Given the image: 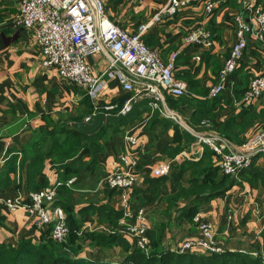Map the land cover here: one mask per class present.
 <instances>
[{
	"label": "crops",
	"instance_id": "crops-1",
	"mask_svg": "<svg viewBox=\"0 0 264 264\" xmlns=\"http://www.w3.org/2000/svg\"><path fill=\"white\" fill-rule=\"evenodd\" d=\"M206 1H192L171 14L166 9L169 0H104L109 18L129 32L136 31L142 23L153 21L143 36L145 42L155 48L165 61L173 53H178L175 76L185 81L187 94L201 99L208 98L209 89L237 40L238 28L234 19L244 10L243 0H224L208 13L205 10ZM259 1L264 5V0ZM18 9L19 0H0V244L16 247L25 238L37 243L48 236L46 228L38 229L25 209L11 210L4 204L7 198L25 193L23 190L29 185L28 165H21L23 148L27 143L37 132L51 128L56 121L70 119L74 120L71 124L85 122L94 112L95 105L119 104L126 93L132 92L131 96H135L132 110L136 105L141 116L126 127L138 138L135 149L139 160V181L131 191V202L133 208H145L148 230L158 224L165 225L162 245L165 249L178 251L183 241L200 234L195 216L193 220L180 216L183 207L198 203V212L214 226L224 251H237L253 256L263 252L264 158L257 157L252 167L242 169L238 177L230 176L235 184L224 193L212 198H207L208 193L180 198L171 208L169 200L178 192V183H175L172 172L179 171V166L184 161L200 160L208 146H203L202 149L195 144L194 139L188 147L171 155V148L182 145L178 141L179 129L172 118L154 111L148 104V97L124 90L116 75H107L105 72L109 69V59L103 53H94L87 57L92 72L102 75L105 83L96 101L83 88L62 79L56 68L43 67L41 49L34 34L16 22ZM156 16L158 19H155ZM199 25L211 31L214 40L212 45H192L184 42L187 32ZM259 74H264V43L249 35L244 56L223 92L229 102L214 107L216 119L226 121L252 105H257V111H260L262 107L259 100L264 93L250 105L243 106L235 102V95L238 94L235 90L242 93L251 79ZM176 98L178 97L165 93L166 106L178 115L181 122L196 133L218 132L212 128L209 119H203L201 123L193 120L192 106L181 112L180 108L170 105L169 102ZM163 106L165 108L164 104ZM190 119L194 125L189 124ZM204 120H209L210 123L202 124ZM240 121L238 120L237 130ZM180 129L186 128L181 126ZM259 130H264L262 119L248 127L243 134H238L239 140L227 138L238 145L241 139L246 140ZM123 145L124 134L106 142V151L98 155L99 166L103 172L97 182L93 181V185H87L85 180L81 181L74 176L76 179L72 185L74 191L71 196L76 213L83 222L80 235L93 230L106 233L116 231L114 229L117 224H111L108 219L111 215L106 214V208L120 210L119 194L106 186H100V181L112 170ZM184 152L187 155H183ZM16 154L17 165L9 172L10 180L7 182L5 169ZM89 158L90 156H86L85 160ZM212 159L218 166V156L215 153ZM162 161L171 163L170 171L163 176H154L151 173L153 166ZM189 175L187 172L183 176L185 187L190 183ZM59 178V166L53 160L46 159L44 168L31 184L37 188L49 187L60 180ZM149 178H163L158 193L154 194L150 190ZM77 182L78 185L75 186ZM55 204L56 200L53 205ZM98 208L103 212L102 217ZM81 210L85 212L82 216L79 212ZM125 238L135 246L130 238ZM82 243L79 256L94 261L121 264L128 254L120 245L99 247L87 239Z\"/></svg>",
	"mask_w": 264,
	"mask_h": 264
},
{
	"label": "built area",
	"instance_id": "built-area-1",
	"mask_svg": "<svg viewBox=\"0 0 264 264\" xmlns=\"http://www.w3.org/2000/svg\"><path fill=\"white\" fill-rule=\"evenodd\" d=\"M192 1L199 0H169L166 9L173 14ZM223 1L207 0L205 10L211 13ZM259 2L243 0L244 10L234 19L238 28L237 40L217 81L210 87L208 97H217L227 89L247 49L249 35L264 43V5ZM16 22L34 34L41 49V65L56 68L62 79L86 90L94 101L99 98L105 83L102 75L92 72L87 57L103 53L109 59V69L105 73L110 77L116 75L124 90L148 97L153 110H159L162 115L174 119L193 133L196 145L202 149L203 146L210 147L218 156V166L223 174L238 177L242 169L252 167L257 157L264 158V130L255 132L235 145L218 132L196 133L166 106L165 93L183 96L187 94V87L184 80L175 76L178 53H173L165 61L155 48L145 42L143 36L153 21L142 23L136 31L129 32L109 18L104 0H19ZM213 41L211 31L202 25L191 29L184 37V42L192 45L210 46ZM263 93L264 74H259L251 79L240 100L235 102L243 106L250 105ZM134 101L135 96H131L122 107L119 104L95 105L94 112L85 122L99 113L126 115L132 110ZM116 109L118 111L113 112ZM208 123L209 120L202 122ZM137 142V135L127 129L123 149L113 163L112 170L101 179L100 186L118 190L120 210L123 212L118 230L124 237L130 238L136 248L148 253L150 238L147 213L144 207L133 208L131 202V191L139 181V160L135 149ZM170 167V162L162 161L153 166L151 173L163 176L170 171ZM75 179L74 176L70 177L66 185L71 187ZM62 184V181L57 180L49 187L28 194L19 193L7 198L4 204L11 210L25 209L38 229L51 225L52 238L64 242L70 231L66 212L63 207L53 205ZM194 219L200 234L183 241L178 251L223 252L214 226L201 217V212L196 213Z\"/></svg>",
	"mask_w": 264,
	"mask_h": 264
},
{
	"label": "trees",
	"instance_id": "trees-1",
	"mask_svg": "<svg viewBox=\"0 0 264 264\" xmlns=\"http://www.w3.org/2000/svg\"><path fill=\"white\" fill-rule=\"evenodd\" d=\"M245 90L246 88L241 91L242 93H239L238 89L235 90L238 93L235 95L237 97L236 100H240ZM131 95L132 92L126 93L118 102L119 107L123 106L124 102ZM150 101L148 102L149 106ZM226 101H228V98L223 93L217 97H208L206 99L187 94L179 96L174 101H170L169 104L180 108L179 110L181 112L185 108L192 106L194 108V113H192L193 120L201 123L203 119H209L212 128L231 139H238V134H243L248 127L254 125L258 120H264V109L257 111V105L244 108L238 115H233L226 121L216 119L214 107L220 106ZM134 108L120 121L105 122L98 131L92 134L84 133L73 127L71 122L74 120L56 121L51 128L37 132L31 141L27 143L23 148L21 162V165L24 163L28 165L27 183L29 185L27 189L23 190L25 192L24 194L42 189V187L37 188L36 185L31 183L44 168L45 160H53L59 166V179L63 182L58 189L55 206L64 208L67 213V224L70 231L66 241L58 242L50 236L52 226L49 225L45 229L46 235L48 236L43 237L37 243L33 242L30 238H25L16 247L0 244V264H112L79 256L83 247L82 242L86 239L99 247L107 248L120 245L125 248L128 254L121 264H264V250L258 256H253L237 251L204 252L202 250H195L180 252L165 249L162 245L165 227L163 224L149 228L150 250L148 253H145L141 249L133 246L119 232V220L122 218L123 212L108 207L106 208V214L111 215L108 216V219L111 224H117L115 226V232L106 233L105 231L93 230L84 232V235L79 234L83 222L78 217L72 200L71 194L74 191V187L72 185V188L67 186L66 181L70 177L75 176L81 181L85 180L87 185H93V181L97 182L103 172V169L99 166L98 155L106 151V142L115 136L123 135L128 129L126 128L127 126L140 119V111L136 110V105ZM117 111L118 109L113 112ZM154 111L162 116L159 110ZM171 120H173L177 129H179L178 136H180V139L178 141L182 143V145L169 150L171 155H175L182 149L188 147L196 137L187 129L181 130V125L174 119ZM238 120H241L239 130L236 128L239 123ZM188 122L190 125H194L192 119ZM240 141L243 142L245 139H241ZM213 153L215 152L210 147H207L204 156L200 160L184 161L180 164L179 171L172 172L175 183H178V192L169 200L171 208L180 198H190L192 195L202 196L205 193H208L207 198H212L229 190L235 184V180L229 175H220L219 167L214 164L212 159ZM86 156H90L89 160H85ZM17 158L18 156L16 154L7 163L5 169V171L7 170L5 177L7 182L10 180L9 172L13 171L17 165ZM86 170L87 174L85 173ZM187 172L190 173L188 179L190 183L188 187H185L182 179ZM149 181L151 182L150 190L154 194L158 193V188L163 178H149ZM76 185H78V182L75 183ZM110 189L118 192L117 189ZM198 210V203L190 207H183L180 216L193 220ZM79 212L81 216L85 213L82 210ZM99 214L102 217L103 212L99 210ZM262 236L264 238V230Z\"/></svg>",
	"mask_w": 264,
	"mask_h": 264
},
{
	"label": "water",
	"instance_id": "water-1",
	"mask_svg": "<svg viewBox=\"0 0 264 264\" xmlns=\"http://www.w3.org/2000/svg\"><path fill=\"white\" fill-rule=\"evenodd\" d=\"M124 116L125 115L122 113L119 114L99 113L97 115H94L87 122H74L72 123V126L84 133L92 134L98 131L104 125L105 122H118Z\"/></svg>",
	"mask_w": 264,
	"mask_h": 264
},
{
	"label": "rangeland",
	"instance_id": "rangeland-1",
	"mask_svg": "<svg viewBox=\"0 0 264 264\" xmlns=\"http://www.w3.org/2000/svg\"><path fill=\"white\" fill-rule=\"evenodd\" d=\"M224 63H225V62H224ZM223 66H224V65H223ZM223 66H222V67H223ZM222 67L220 68V71H221ZM220 71H219V72H220ZM217 78H218V76H217ZM216 81H217V79H216ZM216 81H215V82H216ZM215 82H214V83H215ZM246 89H247V88H246ZM259 104H260V107H262L261 109H264V95L260 98V100H259ZM188 178H189V177H188ZM66 214H67V213H66ZM66 216H67V215H66Z\"/></svg>",
	"mask_w": 264,
	"mask_h": 264
}]
</instances>
